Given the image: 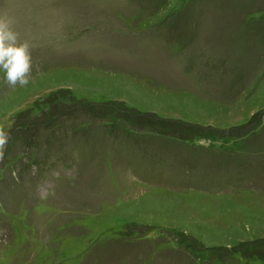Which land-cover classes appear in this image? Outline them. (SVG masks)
Wrapping results in <instances>:
<instances>
[{
  "label": "rangeland",
  "instance_id": "obj_1",
  "mask_svg": "<svg viewBox=\"0 0 264 264\" xmlns=\"http://www.w3.org/2000/svg\"><path fill=\"white\" fill-rule=\"evenodd\" d=\"M4 16L33 66L15 88L0 69V264H264V0Z\"/></svg>",
  "mask_w": 264,
  "mask_h": 264
},
{
  "label": "clouds",
  "instance_id": "obj_2",
  "mask_svg": "<svg viewBox=\"0 0 264 264\" xmlns=\"http://www.w3.org/2000/svg\"><path fill=\"white\" fill-rule=\"evenodd\" d=\"M32 66L30 44L19 41L8 17H0V69L5 73L7 85L11 88L26 86ZM9 139L10 136L0 130V148H4Z\"/></svg>",
  "mask_w": 264,
  "mask_h": 264
},
{
  "label": "trees",
  "instance_id": "obj_3",
  "mask_svg": "<svg viewBox=\"0 0 264 264\" xmlns=\"http://www.w3.org/2000/svg\"><path fill=\"white\" fill-rule=\"evenodd\" d=\"M140 180L143 181L144 183L148 185H157V186H168V188H174V189H179V188H188V186L191 185L189 179L185 180L183 178H177L175 181H169V179H165V175L162 171H159L158 173H154L152 171L148 172V170L145 171H138ZM192 249V247H189ZM256 249L258 251H256ZM260 249H264L262 246L261 248L255 247L252 250L256 251L257 253L259 252ZM261 250V251H262Z\"/></svg>",
  "mask_w": 264,
  "mask_h": 264
}]
</instances>
